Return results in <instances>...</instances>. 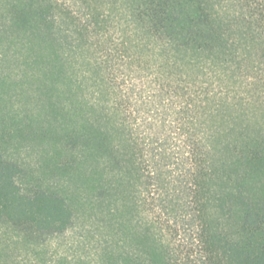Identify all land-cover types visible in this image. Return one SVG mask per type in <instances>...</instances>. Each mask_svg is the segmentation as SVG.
I'll use <instances>...</instances> for the list:
<instances>
[{
	"label": "trees",
	"instance_id": "1",
	"mask_svg": "<svg viewBox=\"0 0 264 264\" xmlns=\"http://www.w3.org/2000/svg\"><path fill=\"white\" fill-rule=\"evenodd\" d=\"M120 1L0 0L4 62L52 78L55 137L105 192L101 264H264V0ZM22 173L0 149V224L69 231Z\"/></svg>",
	"mask_w": 264,
	"mask_h": 264
},
{
	"label": "rangeland",
	"instance_id": "2",
	"mask_svg": "<svg viewBox=\"0 0 264 264\" xmlns=\"http://www.w3.org/2000/svg\"><path fill=\"white\" fill-rule=\"evenodd\" d=\"M63 1L74 5L77 0ZM4 39L0 33V149L7 160L21 166L24 193L47 191L65 197L75 217L70 230L60 235L25 232L1 223V264H101L105 192L89 191L83 149L70 152L55 137L56 124L45 108L52 95L38 92L47 86L52 93V78L38 82L31 76L34 70L21 62H4Z\"/></svg>",
	"mask_w": 264,
	"mask_h": 264
}]
</instances>
